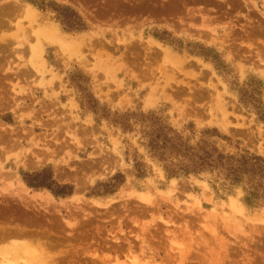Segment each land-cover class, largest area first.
<instances>
[{
	"label": "rangeland",
	"instance_id": "rangeland-1",
	"mask_svg": "<svg viewBox=\"0 0 264 264\" xmlns=\"http://www.w3.org/2000/svg\"><path fill=\"white\" fill-rule=\"evenodd\" d=\"M220 154L264 159V0H0V264H264Z\"/></svg>",
	"mask_w": 264,
	"mask_h": 264
},
{
	"label": "bare ground",
	"instance_id": "bare-ground-1",
	"mask_svg": "<svg viewBox=\"0 0 264 264\" xmlns=\"http://www.w3.org/2000/svg\"><path fill=\"white\" fill-rule=\"evenodd\" d=\"M30 10V11H29ZM29 12H27V14H28V16H30L32 19H34L35 20V22H37V20H36V18L38 17V15H37V13L35 12V11H33L32 10V8L30 9L29 8ZM27 16V17H28ZM45 17V16H44ZM20 19V18H19ZM27 19H29V18H27ZM31 19V20H32ZM38 19V18H37ZM30 20V21H31ZM38 20H40V19H38ZM56 20V19H55ZM33 21V20H32ZM31 21V22H32ZM41 21V20H40ZM42 21H44V20H42ZM48 21V20H47ZM39 22V21H38ZM45 22H46V20H45ZM40 24H42V22H39ZM39 23H38V26H40L39 25ZM49 23V22H48ZM47 22H46V26H48V28H46V27H43V29H42V31L41 32H39L38 33V36L36 37V38H38L39 36H41V38L42 39H44V40H46L47 42H50V43H56L57 45H58V48L60 47V49H62V51H66L67 50V52H71V51H69V48L70 47H72V49H75V50H78V49H76L75 48V41H73L72 39H70V37L69 38H67V36L66 37H64V36H62L61 34H59V31H58V28L56 27V26H53V23L51 24L50 23V25L48 24ZM29 24H30V22H29ZM28 24V25H29ZM44 24V23H43ZM41 25V26H44V25ZM37 27V26H36ZM46 28V29H45ZM33 33H34V31H33ZM36 33V32H35ZM41 38L39 37V41L41 40ZM35 41V40H34ZM73 46H74V48H73ZM63 49H65V50H63ZM61 51V50H60ZM63 53V52H62ZM68 54V53H67ZM166 54V53H165ZM65 55V54H64ZM168 55H170V54H168ZM38 56V55H37ZM166 56H167V54H166ZM163 61H166L165 59L163 60ZM169 61V60H168ZM164 63V62H163ZM161 66V65H160ZM36 68V67H35ZM164 68V67H163ZM61 177V176H60ZM82 185V184H81ZM80 185V186H81ZM79 186V187H80ZM11 205V204H10ZM19 206V205H18ZM26 206V205H25ZM11 207V206H10ZM20 208V207H19ZM19 210V209H18ZM18 210H17V212H18ZM22 209H20L19 211H21ZM18 213H20V212H18ZM17 213V214H18ZM27 218V217H26ZM23 219V218H22ZM25 219V218H24ZM27 221V220H26ZM24 227V226H23ZM23 227H20V226H15V227H10L8 230H6V229H2V231H0V236H2V238H0V239H3L4 237L5 238H7L9 235V239H10V237L12 238L13 237V239H11V241L12 240H18V239H23V238H34V237H28V234L30 235L31 233H29V231H31V230H25ZM1 232H2V234H1ZM28 232V233H27ZM32 234H34V232L32 231ZM31 234V235H32ZM7 236V237H6ZM5 238H4V240H5ZM8 240V239H7ZM27 240V239H26ZM26 240H25V242H26ZM30 240V239H29ZM33 240V239H32ZM10 241V240H9ZM22 241V240H21ZM21 241H19V243L21 242ZM13 242V241H12ZM18 242V241H17ZM17 242L15 243V244H17ZM46 242V241H45ZM41 243V242H40ZM47 243V242H46ZM13 244V243H12ZM21 244V243H20ZM33 244H34V242H33ZM42 244H44V246L43 247H45L46 245H45V243H42ZM49 244V243H48ZM41 244H39V247H41L40 246ZM49 245H51V244H49ZM14 246V245H13ZM10 248H12L11 246H10ZM46 248V247H45ZM44 248V249H45ZM19 249H21V247H19L18 245L17 246H15L14 247V251H16L17 252V250L19 251ZM23 249V248H22ZM26 249H27V246H26ZM41 249H42V247H41ZM28 250V249H27ZM31 250V249H30ZM29 250V251H30ZM36 250H38V249H36ZM26 251V250H25ZM1 253V252H0ZM19 254V253H18ZM34 255V254H33ZM50 255V254H49ZM49 255H45V253L43 252V251H41L40 252V257H41V259L39 260V261H37V263H35V264H57L56 263V261H57V259L55 258V260L52 258L53 256H49ZM156 256V255H155ZM39 257V258H40ZM38 258V259H39ZM136 257L134 256V258H133V263H135V264H137L136 262H137V260L135 259ZM36 259V258H35ZM136 260V261H135ZM117 262V264H128V263H126V262H120V261H116ZM119 262V263H118ZM59 264V263H58ZM131 264V263H130ZM139 264V263H138Z\"/></svg>",
	"mask_w": 264,
	"mask_h": 264
},
{
	"label": "trees",
	"instance_id": "trees-1",
	"mask_svg": "<svg viewBox=\"0 0 264 264\" xmlns=\"http://www.w3.org/2000/svg\"><path fill=\"white\" fill-rule=\"evenodd\" d=\"M216 166L222 167L233 181L242 180L244 177L248 178L250 182L261 181L259 182L261 184L264 180V159L260 156H242L241 158H236L234 156H224L220 154L217 156V160H214V167ZM202 168L203 165L200 164L199 167L192 168V171ZM190 170L191 169H186L185 171L189 172ZM39 186L49 187V185L46 184V180H42ZM261 186L264 187V184H261ZM55 193L63 194L62 191ZM253 195L256 197L258 194L253 192ZM262 198H264V191L262 192Z\"/></svg>",
	"mask_w": 264,
	"mask_h": 264
}]
</instances>
